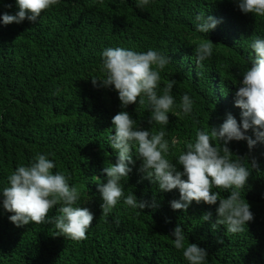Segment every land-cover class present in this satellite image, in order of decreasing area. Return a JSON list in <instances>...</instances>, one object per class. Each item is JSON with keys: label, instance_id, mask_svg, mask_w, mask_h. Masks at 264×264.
<instances>
[{"label": "trees", "instance_id": "16d2710c", "mask_svg": "<svg viewBox=\"0 0 264 264\" xmlns=\"http://www.w3.org/2000/svg\"><path fill=\"white\" fill-rule=\"evenodd\" d=\"M18 11L16 0H0V190L17 166L46 153L56 164L54 173L71 177L70 186L81 193L77 205L87 207L94 219L86 239L79 241L57 235L54 223L17 226L0 193V264H189L172 243L178 224L186 243L207 250L205 264H264V141L251 150L246 140L228 143L232 158L244 157L251 172L240 191L254 219L242 233H228L223 224L213 227L219 201H193L186 211L174 210L171 201L179 200L178 188L162 191L144 178L135 148V163L125 161L132 169L121 181L125 196L133 193L157 207L140 211L121 198L105 216L98 190L107 182L103 169L118 158L108 137L115 134L112 117L120 111H127L141 130L163 128L170 144L172 138L178 141L167 158L180 172L183 165L175 159L198 129L219 128L229 113L241 122L236 92L255 56L252 40L264 39V17L243 13L238 0H149L143 9L137 0H59L36 22L3 24L5 12ZM199 14L220 23L206 34L197 32ZM207 39L214 43L213 54L200 67L194 49ZM108 47L153 49L170 57L157 89L161 94L168 80H176L168 125L149 122L146 97L144 106L137 102L124 107L114 86L93 85L92 78H105L102 52ZM185 93L194 101L187 116L179 108ZM246 135L255 139L252 129ZM253 159L256 169L251 168ZM212 191L226 198L231 189ZM59 207H53L49 219ZM207 213L210 218L203 220Z\"/></svg>", "mask_w": 264, "mask_h": 264}, {"label": "clouds", "instance_id": "9594fccd", "mask_svg": "<svg viewBox=\"0 0 264 264\" xmlns=\"http://www.w3.org/2000/svg\"><path fill=\"white\" fill-rule=\"evenodd\" d=\"M19 11L16 14L5 12L2 15L3 24L21 23L25 19L36 22L41 13L59 0H16ZM149 0H137L138 8H145ZM11 7V5H7ZM239 9L245 13L264 17V0H238ZM196 31L208 33L215 29L220 20L214 16L199 14L196 17ZM214 43L207 39L198 42L194 49L197 65L209 59L213 54ZM255 56L251 57V64L244 73L243 79L236 92L235 106L241 109V122L229 113L219 128L210 130L198 129L194 141H185V147L176 157L177 163L183 165V172L177 171L176 164L167 156L170 149L176 147L178 141L172 138L171 144L165 139L166 131L162 128L158 132L141 130L136 121L127 111H120L112 117L115 134L108 140L117 154L116 163H109L103 172L107 182L98 187L103 203V214L107 216L123 198V203L133 209L143 210L145 207H157L155 201L149 204L146 200H138L133 193L125 196L122 179L128 178L132 169L125 161L135 163L132 150L135 148L137 159L142 161L140 171L152 183L158 184L159 190H179V200L171 201L174 210H187L195 201L214 205L218 219L217 224L226 225L227 232L232 234L245 231L247 222L254 219L250 211V204L241 195L251 172L243 163L244 157L237 156L228 147L232 140H246L251 150L258 141H264V39L256 37L250 44ZM105 78H92L94 86L101 82L102 86H114L118 92L122 106L147 104L151 108L149 122L168 125L170 113L175 105L172 93L176 84L175 79L168 80L158 94L161 81L160 72L170 62V57L149 49L137 52L122 47H108L102 52ZM193 99L183 94L179 108L185 116L193 112ZM252 129L255 139L246 135ZM213 141L218 144L213 146ZM174 155V153H172ZM53 160L48 154L37 153L34 161L29 165L21 164L8 176V186L0 190L3 196V207L14 213L9 217L17 226L33 222L35 224L54 223L57 235H64L72 240L86 239L87 230L94 219L93 213L87 207L77 205L81 193L76 186H70V176L56 171ZM258 167L256 160L251 161V168ZM186 176L187 178H182ZM213 187L229 190L230 195L221 198L219 192H213ZM60 205L58 214L49 219L48 214L54 206ZM211 213L203 216L208 220ZM172 241L177 250L189 264H205L207 250L196 243H186L183 228L178 224L171 232Z\"/></svg>", "mask_w": 264, "mask_h": 264}]
</instances>
